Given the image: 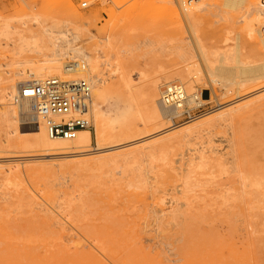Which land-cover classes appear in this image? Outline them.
<instances>
[{
    "label": "rangeland",
    "instance_id": "1",
    "mask_svg": "<svg viewBox=\"0 0 264 264\" xmlns=\"http://www.w3.org/2000/svg\"><path fill=\"white\" fill-rule=\"evenodd\" d=\"M25 1L29 8L22 0H0V15L13 18L48 11L57 19H71L85 29L79 43L94 44L101 60L119 55L120 59L128 58V66L142 68L146 75L142 83L155 81L158 85L156 99L178 60L175 41L169 44L166 36L170 30L186 36L181 42L184 47L191 41L187 40L188 27L175 1ZM84 1L85 7L81 5ZM209 2L218 7L202 13L201 30L207 42L215 48L223 47L226 36L227 44L239 43L242 53L247 54L248 45L240 36V17L237 19L242 15V3ZM144 38L158 39L162 48L141 46L127 58L120 51L122 40ZM9 49L0 45V51L8 55ZM218 76L202 71L193 83L199 99L184 102L179 115L160 117L156 125L180 124L217 112L214 109L220 92L230 86V79ZM103 79L100 107L113 115L122 108L123 98L114 87L115 76L105 73ZM133 79L137 80V75ZM260 81L250 83L247 89ZM262 90L245 97L242 102L260 96L240 112L194 125L185 133L152 136L149 139L157 141L149 155L98 159L93 138L87 155L77 157L56 153L43 157L41 151L28 145L6 148L0 153V164L16 162L23 174L0 178V264H264V180L258 188L243 185L241 176H246V165L237 167L236 149L225 142L230 130L235 129L243 161L254 163L258 179H264ZM92 95L94 100L93 91ZM26 111L17 112L18 136L23 141L32 135L28 127L33 120L28 116L33 112ZM151 128L138 120L130 139L103 141V145L118 143L104 153L134 146ZM88 130L93 131L92 120ZM212 149L216 151L212 155L225 153L222 163L195 159L189 164L196 151L209 154ZM93 160V165H86Z\"/></svg>",
    "mask_w": 264,
    "mask_h": 264
},
{
    "label": "bare ground",
    "instance_id": "2",
    "mask_svg": "<svg viewBox=\"0 0 264 264\" xmlns=\"http://www.w3.org/2000/svg\"><path fill=\"white\" fill-rule=\"evenodd\" d=\"M22 1L29 8L26 1ZM174 1L178 3L181 19L188 27L190 37L187 36V40L191 39V41L184 47L181 42H184L186 36H179L178 33L171 32V30L166 36L169 44L175 41V54L178 60L174 63L176 67L168 74V80L164 89L160 91L159 99H156L157 83L150 81L143 84L142 81L145 80L146 76L144 70L128 66L127 61V57H130L141 46L162 48V44L158 39L122 40L120 51L124 52L127 59H120L119 55H116L114 59L111 56L109 58L105 56V59L101 60L95 52L94 44L83 45L79 43L85 29L83 30V27L74 25L71 19H57L48 11L41 14L32 12L28 15L13 16V18L0 15V45L5 44L10 48V56L8 53L0 51V153H4L6 148L28 145L41 151L43 157L54 153L64 157L84 156L87 155L88 146L93 138L97 143L95 149L97 151L96 158L98 159L102 157L107 158V160L119 157L126 159L137 153L149 155L152 145L157 141L156 138L150 140L149 138L152 136L163 134L159 137H168L170 133H185L194 125L217 118L222 119L225 115H229L236 110L239 111L248 103L259 98L260 96L242 102L245 97L254 92L257 93V89L258 92L264 90V80H262L264 78V42L262 37L264 5L262 0H230L231 4L238 1L242 3L243 10L240 9L242 15H239L237 19L240 17L238 21L240 36L248 45L247 54L242 53V47L239 43L235 45L227 44L229 38H226V36L225 39L223 38L225 44L223 47L215 48L207 42L201 30V17L204 10L218 7L215 2H209V0H170V3L172 4ZM118 3V1L115 2V4ZM176 17L178 18L177 12ZM61 26L65 28L60 30L59 27ZM4 59H9V61ZM64 59L66 61H63ZM198 62L202 63L203 67H200L197 64ZM202 71L212 76L219 75L218 77H221V80L222 78L223 80L230 79V86L222 88L220 92L217 107L214 109H218L217 112L197 120L194 117L191 118V121H184L180 124L165 122L159 126L156 125L160 117L179 115L184 102L188 103L198 98L196 92L194 93L193 83ZM105 73L116 77L113 84L117 88L119 96L123 98L122 108L113 115L106 113L100 107V102L103 99L102 83L104 82L103 75ZM133 75H137V80L133 79ZM24 76L29 79L22 80L21 78ZM47 77H56L60 81L82 78L90 83L95 98L93 100L92 95L89 110L92 120V132L88 129H80L73 139L50 137L44 123L37 119L28 127L32 133L29 140L26 139L24 142L20 139L18 136L20 129L17 125V112H20V114L24 110H32L33 112L34 99L31 96V91L25 87L26 89L22 91V97L15 101L14 96L19 92L18 84ZM173 80L177 83H172ZM257 80H261L259 85L256 86V84L254 88L248 90L249 84ZM225 106H228V108H223ZM28 117L33 118V114ZM138 120L144 125H152L150 129L152 131L148 134L145 133L143 138H139V143L132 147L118 152L104 153V151L106 152L117 146L118 143L103 145V141L110 140L112 142V139L116 138L117 140H120L118 138L130 139V134L135 129ZM225 140L229 145L228 147L232 145L236 149L234 153L235 158L238 160L237 167L243 169L244 164L246 165L243 170L246 176L243 173L242 175L245 177L240 175L243 178V185L246 187L256 185L257 188L263 185L260 183L264 179H260L261 182L258 179V176L260 177L257 172L258 167L254 163V165H251L243 161L245 156L243 157V154L239 152L235 129L230 130ZM196 152H198L196 156L193 154L192 158L190 157L189 164L195 159L202 163L216 164H220L225 160L223 157L225 156L224 152L219 155H212L216 152L213 149L209 150V154H205L202 150ZM95 161L87 162L86 165H93ZM20 166L16 162L8 165H2L1 163L0 178L13 179L20 177L23 172ZM258 184L259 186H257Z\"/></svg>",
    "mask_w": 264,
    "mask_h": 264
},
{
    "label": "built area",
    "instance_id": "3",
    "mask_svg": "<svg viewBox=\"0 0 264 264\" xmlns=\"http://www.w3.org/2000/svg\"><path fill=\"white\" fill-rule=\"evenodd\" d=\"M81 5L85 7L87 3L84 1ZM262 37L264 42V29ZM25 87L34 99L32 120L40 119L50 137L73 139L78 130L90 129L92 91L87 80L73 78L60 81L56 77H47L21 82L18 84L19 92L14 96L15 101L22 97Z\"/></svg>",
    "mask_w": 264,
    "mask_h": 264
}]
</instances>
